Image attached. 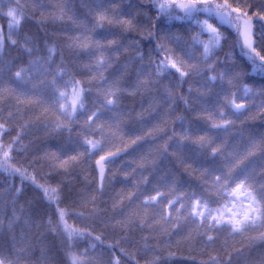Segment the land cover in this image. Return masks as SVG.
I'll list each match as a JSON object with an SVG mask.
<instances>
[{
  "label": "snow or ice",
  "instance_id": "obj_1",
  "mask_svg": "<svg viewBox=\"0 0 264 264\" xmlns=\"http://www.w3.org/2000/svg\"><path fill=\"white\" fill-rule=\"evenodd\" d=\"M0 264H264V0H0Z\"/></svg>",
  "mask_w": 264,
  "mask_h": 264
},
{
  "label": "trees",
  "instance_id": "obj_2",
  "mask_svg": "<svg viewBox=\"0 0 264 264\" xmlns=\"http://www.w3.org/2000/svg\"><path fill=\"white\" fill-rule=\"evenodd\" d=\"M73 2L79 4L81 2V0H73ZM122 3L126 5L128 3V0H122ZM238 52H239V49H237V53ZM258 122L259 121L257 120L256 123H258ZM38 179H39V177H38ZM76 211H78V209ZM72 215H73V213L70 211V214H69V218L67 220V223H68V225L70 227L71 226H74V225L78 227L79 225H77L76 222H75V220L71 218ZM78 243H80L81 245H83L84 242L83 241H79ZM82 250H83V247L80 248V251H82Z\"/></svg>",
  "mask_w": 264,
  "mask_h": 264
},
{
  "label": "rangeland",
  "instance_id": "obj_3",
  "mask_svg": "<svg viewBox=\"0 0 264 264\" xmlns=\"http://www.w3.org/2000/svg\"><path fill=\"white\" fill-rule=\"evenodd\" d=\"M242 198V197H241Z\"/></svg>",
  "mask_w": 264,
  "mask_h": 264
}]
</instances>
